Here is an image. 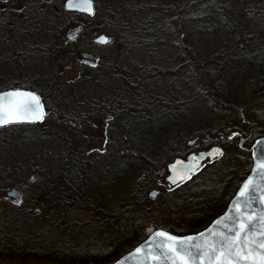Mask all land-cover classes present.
Here are the masks:
<instances>
[{"label": "bare ground", "instance_id": "obj_1", "mask_svg": "<svg viewBox=\"0 0 264 264\" xmlns=\"http://www.w3.org/2000/svg\"><path fill=\"white\" fill-rule=\"evenodd\" d=\"M96 3L101 10L102 6L106 7L107 0H97ZM105 7L103 10H105ZM165 8V12L160 13L156 12L152 7H148L145 15L138 18L139 22L137 25L135 24V28L131 25L126 30L124 26L120 25V29H113L119 32V34L118 32L116 33L118 34L117 37L123 36L122 33H125V31L136 32L137 45L152 47L151 51L155 52H151V55L155 59L158 54L164 57L165 60L169 59L168 52L170 50L167 49V44L173 45V50L183 49L189 52L190 46L184 41V36L186 33L198 32L200 28H206L209 33H214L215 31L216 33L220 31L227 32L229 35H233L232 39L234 42L223 45L226 40H218V44L223 46L220 49L218 48V52H214L209 57H200L195 50L188 55L182 52L181 60L176 62L177 66L173 68L160 69L159 66L147 61L141 65L130 62L123 64V66L133 65L134 72L108 68L107 71L111 72L114 77H120V83H125L134 90L135 107L138 111H142L141 113L137 111V115L134 117H126L124 113V109L130 100H125L124 95L121 93L110 94L114 89L110 91V89L106 88L108 86L105 87L106 89L99 90L96 89V86H90V83L84 86L79 84L80 87H83L77 88L75 82H61L65 73L59 70L57 72L53 68H56V64L52 53L56 48L55 43L51 39L42 38L36 40L43 48V55L38 58L32 59L34 57L33 50H28L29 63L22 83L25 84L26 89L29 91L34 93L42 92V97L46 104L55 105L59 102L57 104L59 106L55 105V107L59 109L60 113L47 117L48 122L57 128L56 134L47 132L40 134V144H43L45 149L57 150V145L63 143L66 136H72L70 131H77L79 127L83 126V121H78L86 112H84L82 107L75 108L76 103L115 108L118 121L112 125L109 152L107 150L99 153L93 152V156H80L77 159L64 161L65 163L61 162L60 170L65 179L64 185L62 182L55 185L60 194L64 186L72 196L71 201H74L76 206L82 207V210L94 207L93 204H99L98 206H103L100 209L101 213L94 210V215L90 216L87 214L83 218L80 214L82 210L74 213L66 209L67 201L62 198L59 201L62 210L56 212L63 215L65 221L58 222L51 229L46 224H42L44 223L42 220L36 219V221L27 222L20 220L16 215L14 216L18 220L13 216L4 217L0 220L1 255L5 253L8 256H13L15 253H20L17 255H28L31 251L36 250L41 254L43 249L49 250L61 247L63 241L77 242L80 240L82 242L90 234L78 226L77 223L79 225H84L85 222L94 224V228L97 227L98 229L96 233H101V237L96 239L98 241L102 239V235L106 234L107 231H109V234L112 231L116 234L124 219L134 220L136 214L147 219L151 217L150 221L157 219V216H155L157 213L152 212L145 215L143 212L144 207H141L138 201H144L145 197H149L150 191L159 190L157 187L159 183L154 181L159 171L157 168L159 166L158 162L164 156L172 155L176 152L175 146L172 145V139L168 137V133L174 129L172 124H175L173 125L175 127H180L184 121V125L191 122L197 123L200 108L196 105L194 109L192 106L189 108V105L185 104L186 102L189 104L188 101L176 99L178 94L181 93L179 88L175 98H171L169 88H167L169 98L163 92H152L149 94V87L145 88V83L141 85V81L145 77V82L155 83L160 73L168 72L165 76L172 77V81H170L172 84L175 81L173 74L177 73L181 67L182 69L185 67V74L188 73L190 76V79L187 78V84L189 81L191 84L197 76V78L199 77V86L201 88L203 85L205 87V82L216 80L218 75L220 76V78H217L220 81L217 80L218 89L213 86L212 88L215 92L209 95L204 90L199 91V97H197L204 102L207 97H210L209 112L216 116V123L219 120L222 122L223 118H229V111L231 110L235 112L236 116H243L240 109L244 110V112L249 110L251 116L248 117V120L263 119L264 45L257 43L261 39L264 41V0H170ZM127 11L138 14L134 8H128ZM158 17L160 18L159 20H157ZM150 18L152 21H148ZM239 41L244 42V47L239 45ZM129 44L131 45L130 42ZM213 47L216 49V43L213 44ZM202 54L200 53V55ZM252 62H257L258 65H254V67ZM49 67L52 68L50 69ZM2 73L4 76H14V69L9 66ZM124 80L132 84L130 85ZM170 83L167 82V85H171ZM70 87L77 88L73 95L74 98L77 96V99L68 103L66 98L72 93ZM231 90H234V92L227 97V92ZM207 91L209 92V89ZM248 101L250 102L246 104L247 106L241 105ZM185 110L188 112L187 114H185ZM255 123L261 125L256 121ZM33 127L37 131L43 130L36 125ZM126 129L129 131L127 134L125 133ZM238 129L241 134L235 132L228 139L233 140L240 137V140H244L246 144L252 138L251 134L253 133L247 127L242 129L238 127ZM0 131L7 132L5 130ZM203 133L204 131L200 132V134ZM194 140L195 138L190 139L186 144L190 146L194 143ZM189 146L185 147L187 151H189ZM247 148L245 146L244 149L239 150ZM28 153V148L2 151L1 155L9 158L8 163L0 162V172L13 170L12 172L15 173L24 171ZM50 155H52V158L55 157V159L61 157L60 152L56 154L50 153ZM146 159L150 160V172H148L149 176L144 177L140 166L145 163ZM172 159H168L165 166ZM138 160H141L142 164L136 167ZM141 181L149 183L139 184ZM134 183L135 185L132 187L131 184ZM136 183H138L137 186ZM126 187H129L130 192L136 199L134 203L136 214H125L124 208L121 207L119 202L105 209L104 205L106 206L111 199L115 198ZM75 197L77 198L73 200ZM71 217L72 219L70 220ZM36 218L40 217L37 216ZM83 219L84 221H82ZM71 226H75L73 231L70 229ZM76 230H78L77 233L75 232ZM57 234H64L65 236L60 237ZM28 235L29 237H27ZM52 236L54 237L50 241L49 239ZM24 250L25 253H22ZM2 258L8 257L5 255L0 257V264L4 263ZM15 259L26 258L19 256Z\"/></svg>", "mask_w": 264, "mask_h": 264}, {"label": "rangeland", "instance_id": "obj_2", "mask_svg": "<svg viewBox=\"0 0 264 264\" xmlns=\"http://www.w3.org/2000/svg\"><path fill=\"white\" fill-rule=\"evenodd\" d=\"M127 2L128 0H126V5L125 4L123 5L124 7L123 10H125L126 9L125 7L128 6ZM151 2L152 1L150 0H129V8H134L138 12V14H134L135 12L132 13L130 11L125 10V13L122 15L121 20L126 21L127 23H131V25L134 26L133 28H135V24L137 25V23L139 22L138 18L142 15H145V12L148 10V7L154 6L155 3L154 2L151 3ZM104 7L105 6H102L101 10H103ZM97 10H99V7ZM102 12L104 13L105 11ZM108 21H110V17L106 18L104 15L100 13L96 17L91 18L88 21L89 22L88 25L91 26L92 31H97L98 33L104 32L107 34V32H110V28H109L110 26L109 25L107 26ZM84 34L85 33L82 32L81 35H79V38L66 44V47L69 51V52L67 51L68 54L66 56L64 55V56L53 57L56 64V68L53 67L55 71L58 70L62 71L65 69L64 73H66V75L71 73L72 69L77 68L79 66L80 51H86L99 57L102 66L103 64L107 63L114 54L116 55L118 54L119 56H121V53L118 52L119 49L115 50L113 40L107 44H98L93 41V38L84 37ZM184 37H185L184 41L187 42L186 44H188V46H190L191 49L195 50L198 56L200 57L202 56L209 57L214 52H218V48L220 49L226 43L228 44L234 42V40L232 39L233 35H229L227 32L224 31H220L217 33L215 31L214 33H209V31L206 28H200V31L198 32H191L188 34L186 33ZM218 40L221 41L226 40V42L223 45L221 44L219 45ZM214 43H216V49L213 47ZM238 43L240 46L243 47L245 45L244 42L241 41H239ZM257 44L264 45V41H262L261 39V41ZM139 53L136 52L135 55L124 54L123 55L125 56L124 61H126V63L130 62L133 64L140 62L142 60V56H140ZM200 53L203 54L200 55ZM141 54L143 55V53ZM179 54H181V52ZM176 55H177V51H172V53H170L169 55L170 58H173L174 56L175 57L172 60L169 58L168 61H170V63L169 62L166 63L164 65V68H168V67L173 68L177 66L176 62L181 60V57ZM49 68L51 69L52 67ZM184 69L185 67H183V69L181 67V69L177 73L173 74L175 81L172 84L170 83V81H172V77L166 79V81L171 84V85H167L166 82V88H169L170 95L172 96L171 98H175V94L179 88L181 93L178 92L179 93L178 98L176 99L182 101H188L189 104H187V102L185 104L189 105V108L190 106H192V108L194 109V106L196 105L197 107L200 108L199 109L200 114L197 118L198 121L195 124L191 122L190 124L184 125L185 121L182 123V126L180 127H175L173 126L175 124H172V128L174 129H172L170 133H168V137L174 140V144H175L174 148H176V151L180 150L182 152H185L186 154L191 150L203 149L204 147L208 146L207 142L211 139L210 136L207 134L212 133V131H214V128L216 126V128L217 127L218 128L215 131V135L213 137V140H211V143L212 142L220 143L224 147V154L223 156L216 159V161L212 163L205 162L204 163L205 165H203V167L198 171L197 174L192 176L186 183L171 189L169 191V194L159 193L154 199H151L150 197L147 196L150 199L149 201H153V203L147 201L148 203L146 204L149 207H146V209L151 208L153 206L159 207L167 203V205L164 207L165 211L163 210V207H161L157 214L160 218L162 217L160 221L157 220L160 226H166L169 223V221L171 220V214L180 213V212H174L172 210V205L176 198H184L186 196L183 205L185 206V209H190L191 207H196L202 201L201 196H204L206 191H208L209 189H213L217 186H218L217 189L218 188L221 189L220 200L222 202L221 204L216 205L217 208L216 215H218L219 212L223 211L227 201L230 199L231 195H233L239 181L246 175L251 165L249 150L247 151L246 149L245 150L238 149L237 147L238 138L233 140L228 139L229 135L231 136L235 132L233 131L230 132V130H228L226 131V133L223 132L221 133L219 131L221 124L227 123L229 120H231V118H223L222 122H220L219 120V122L216 123V116L213 115L212 113L210 114L209 112L210 97H207V100H205V102L202 101L200 98H197L199 97V91H200L198 89L199 77L197 78L196 76V79H194V81L191 84L190 81L187 84V78L190 79V76L188 75V73L185 74L186 70L184 72ZM79 76H81L79 80L75 81V83L77 84L76 86L77 88H80L79 84L82 83L81 82L82 80L83 81L85 80V76H86L85 70L82 71ZM217 78H220V76L217 75L216 80L205 82L204 84L206 88H208L209 86L210 87L214 86L216 89H218L217 80L219 81V79ZM207 90L208 89L204 91L207 92L206 93L207 95H209L210 92H208ZM212 91L215 92L213 88ZM233 92L234 90L228 91L227 97H229V95L231 96ZM249 102L250 101L244 102L241 105L247 106L246 104ZM187 113L188 112L185 110V114ZM26 131H29V129H27ZM96 131L97 133L99 132V130H95V129L93 130V132ZM201 131H204L202 135L200 134L196 135V133H200ZM219 135H223V136H219ZM257 136L260 137L261 135L256 134L254 138ZM193 138H195L196 141L190 146L187 145L186 142ZM21 144L22 143L20 142L19 135H13V137L10 138V136L7 135V132L0 131V162L8 163V158H9L6 157L5 155L2 156L1 155L2 151L4 150L13 151L19 148L21 149L28 147L26 141L25 143L23 142L24 145ZM249 145L250 144L247 143L245 144V146H247L248 149L250 147ZM187 146H189L188 147L189 151H187V148H185ZM58 151H59L58 148L57 150L54 151H52L51 149H46V151L43 152V154L40 152L41 154L38 155V157H36L35 154L32 153V155L27 159V162L28 160H30L31 164H29V169L27 170L26 175L24 177L17 178L16 175L12 176L11 174L13 173L12 172L13 170L7 172L4 171L0 172V187L10 188L11 186H14L18 190L20 195V201L18 203H14L12 202V200L5 202L6 194L4 192H0V220H2V218L4 217L9 218L10 216L15 217L14 215H16L22 221L31 222V221H36L37 219V220H42L43 222H49L50 218L56 215V211L62 210L61 204L58 203L60 192L55 186L58 183L57 177L59 175V165L57 159H55V157L52 158V155H50V153L56 154L58 153ZM169 159H172V157H170ZM27 162H26V167L28 166ZM141 164L142 161L138 160L136 162V167L140 166ZM142 165L140 166V169ZM164 174H165V169L163 167L161 172L157 175V177L154 180L155 182L159 183V186H157L158 189L164 187V181H163ZM31 177L33 178L31 179ZM19 183H21L23 186L20 187ZM129 195L131 196L129 197ZM133 196L134 195L130 192L129 187H126L123 191L119 192L115 198L111 199V201L108 202L106 206L104 205V208L105 209L109 208L110 206H113L117 202L121 203V207L123 208L125 207V205H128L129 209L133 208V205H131L130 203L131 201H134L135 203L136 199ZM98 205L95 206L96 210H100L101 208H103V206L98 207ZM66 207L74 208L76 207V205L71 202ZM209 208L212 209L213 207L209 206ZM209 208L208 210H211ZM154 211L155 210H153L152 212ZM72 212L77 213L79 211L74 209L72 210ZM80 214L83 216V218H85L84 217L85 213H80ZM134 214L136 213L134 212ZM164 215H166L167 217L163 218ZM37 216L40 218H36ZM17 217L15 218L17 219ZM134 218H135L134 221H137V223L139 224L138 234H136V237L139 236V234L142 235L141 238L145 237L147 233H149L152 230V227L149 226L151 217L150 219H147L143 216H139L136 214ZM71 219L72 217L70 218V220ZM82 221H84V219ZM77 225L79 226L78 223ZM74 228L75 226H73V229ZM73 229L71 230L73 231ZM75 232L77 233L78 230H76ZM107 234L112 236L114 234V231H112L111 234H109V231H107L105 235ZM98 235L100 236L101 233ZM54 236H52L49 240L52 241ZM57 236L64 237L65 235L57 234ZM27 237H29V235ZM132 240H134V238L129 239L128 242H131ZM139 241L140 239L137 240L136 243H138ZM125 244L126 242L124 243V240H122L119 249L122 250ZM2 259L4 260L3 264H39L38 262L32 259H18V260H16L15 258H2ZM42 262L45 261L42 260Z\"/></svg>", "mask_w": 264, "mask_h": 264}, {"label": "trees", "instance_id": "obj_3", "mask_svg": "<svg viewBox=\"0 0 264 264\" xmlns=\"http://www.w3.org/2000/svg\"><path fill=\"white\" fill-rule=\"evenodd\" d=\"M95 3L97 2V0H94ZM152 2H154V6H152V8L156 11V12H160V13H164L165 12V6L169 3L170 0H150ZM151 2V3H152ZM128 6L125 7L127 10L129 8V0H128ZM97 4V3H96ZM123 7V5H126V0H107V4L105 7V10H95L94 15L91 17H96L98 14H102L104 15L106 18L110 17V21H108L107 26L109 25L110 29H112L110 32H107V35H109L111 37V39L113 40L114 43V48L119 49L118 52L121 53V56H119L118 54H114L112 56V58L105 64H103L100 62H98V68H103L100 73L95 77L94 81L92 83H90V86H96V89L99 90H103V89H110V91L112 89L113 92L110 94H114V93H121L122 95H124L125 100H130L129 104L125 107L124 109V113L126 115V117H134L137 115V111L138 109H136L135 107V100H134V90H132L131 88H129L125 83H120V77L118 76H113L111 74V72L109 73V71H107L108 68H112L113 70L115 69H123L125 71H130V72H134V67L133 65L131 66H123L124 63H126V61H124L125 56H123L124 54H133L135 55V53H143V55L141 53L140 56H142V60L140 62L135 63L136 65H141L143 62H150L153 63L156 66H159L160 69H164V65L166 63H170V61L165 60L164 57L160 56L159 54L156 55V59L152 58L151 52H155V51H151L150 46H139L137 45V41L135 39V35L136 32H131V31H125V33H122L123 36L121 37H117V35L119 34V32L116 30H114L113 28L116 29H120V25L124 26L126 28V30H128L131 27V23H127L126 21L121 20L122 19V15L125 13V10H123L124 8H121L120 6ZM121 8V9H120ZM107 9V10H106ZM102 11H105L104 13ZM109 16V17H108ZM160 18L158 17L157 20H159ZM89 20V18L87 19L86 16L81 15L78 13L77 15V23H79L80 21L82 22H87ZM148 21H152L151 18ZM156 21V20H155ZM121 23V24H119ZM111 24V25H110ZM156 24V23H155ZM118 32V34H116ZM127 42V44H125ZM129 42L131 43V45L129 44ZM116 46V47H115ZM167 49H169L170 51L168 52L170 55V52L172 51H177V55L181 57L182 56V52L185 54H189V53H193V49L190 48L189 52L184 51L183 49H174V46L171 44H167ZM134 49V50H132ZM157 52V51H156ZM181 52V54H179ZM158 53V52H157ZM175 57V56H174ZM170 58V56L168 58H170L171 60L174 59ZM252 65L257 66L258 63L257 62H252ZM254 66V67H255ZM198 68V67H197ZM200 70V69H199ZM168 73V72H167ZM165 72L164 73H160L159 77L155 80V83L153 82H148V81H144L146 79V77L141 81V85L145 83V88L149 87V94L152 92H163V94L165 96H167L169 98V94L167 92V88H166V79L169 77L165 76ZM201 75V74H200ZM63 77V76H62ZM126 81V80H124ZM61 82H64L63 78L61 79ZM89 83V82H88ZM126 83L128 84H132L129 81H126ZM87 84V81L84 80L82 81L81 85H85ZM82 86V87H83ZM108 86V87H106ZM80 87V88H82ZM106 87V88H105ZM71 88V87H70ZM72 89V93L68 95V97L66 98V102L70 103L73 102L77 99L73 97L74 92L77 88H71ZM198 89L200 91L202 90H206L209 89L210 94H213L214 91H212V87H208L206 88V86L204 87V85L200 88V86L198 85ZM109 91V92H110ZM108 94V95H110ZM148 95V94H147ZM59 102H57L58 104ZM55 104V105H57ZM45 106V108L47 109V111L49 112V116L50 115H56L59 114V109L57 107H55V105H48L44 102L43 104ZM59 106V105H57ZM76 107H82L84 112H86V114H84L82 116V118L78 121H83V126L79 127L77 131H70V133H72V136H66L65 140L63 141V143H61L58 146V153H61V157L59 159H57L58 165H59V175L57 177L58 179V183L62 182V184L64 185V176L63 173L60 170V163H65L64 161H70L72 159H77L80 156H93L92 154H94L93 152H102L104 150H107L109 152L110 150V141L112 138V133H111V129H112V125L118 121V118L116 116V112L117 110L115 108L112 107H107V106H95V105H91L88 103H76L75 108ZM74 108V109H75ZM73 109V110H74ZM264 109V107L262 108ZM243 116H236L235 112L233 110L229 111V118H231L232 120L227 123L221 124V127L219 129V131L222 133H226V131L230 130V132H238L240 133L238 127L242 128H248V130L253 133L251 134L252 138L247 142V144L252 143V141L256 138H254V136L257 135H263L264 134V116L263 119H259V118H255L254 120L258 123H260L261 125H257L255 123L254 120H248V117L251 116L248 112H244V110H241ZM138 112H142V111H138ZM109 114L110 117L112 118V123L110 124V126L107 128V133H108V140L106 143H104L102 146H98L97 148L93 147L90 148V146L87 143V135L86 132L90 129L87 126V123L89 122L88 117L90 115L93 114ZM249 113V115H248ZM236 126V127H235ZM218 128V127H217ZM214 129V131H212V133L207 134L210 136V139L213 140V137L215 135V131L216 129ZM43 130H35L34 128H31L28 132V136L26 138V142L28 144V157H30L32 155V153L35 154L36 157H38V155H40L41 153L45 152L46 149L45 147H43V144H40L41 141V136L40 134L42 133H53L56 134L57 128L54 127L53 125H50V127L48 128H41ZM46 129V130H45ZM45 130V131H44ZM209 132V131H207ZM125 133H129V131L126 129ZM61 134V133H59ZM58 134V135H59ZM200 133H196V135H199ZM241 134V133H240ZM202 135V134H200ZM61 136V135H60ZM223 136V135H220ZM258 137V136H257ZM218 139V138H217ZM211 140H209L207 142L208 146L211 144H214L215 142L211 143ZM25 143V141H24ZM23 144V143H22ZM21 144V145H22ZM24 145V144H23ZM172 145L175 146L174 144V140L172 139ZM249 145V146H250ZM207 147V146H206ZM41 152V153H40ZM39 153V154H38ZM185 152L182 151H176L175 154H170V155H166L164 156L159 162V166L158 168V173L157 175L161 172L162 168L164 167V165L166 164V161L174 156H184ZM145 163L142 165L141 167V172L142 175L145 176H149L148 172H150L149 170V162L150 160L146 159L144 161ZM28 166L25 169H29V164H31V161L28 160L27 162ZM156 177V176H155ZM147 178V177H146ZM155 180V178H154ZM144 181V180H143ZM139 182V184H146L149 182ZM138 183H136L137 186ZM135 185L132 184V187ZM218 187V186H217ZM217 187L213 188V189H209L208 191H206V193L204 194V196H201V205L200 203L196 206V207H191L190 209H185V206L183 205L184 200L186 199V196L184 198H176L173 205H172V210L174 212H180L178 214L174 213L171 214V220L169 221V223L166 226H160L158 224V221H160V218L157 214L159 212V209L161 207H164L167 205V203L163 204L162 206L159 207H151V208H147L149 207L146 203H148L147 201H149L150 199L148 197H145L144 201H138L139 204L141 205V207L143 206V212L146 214H151L153 210L154 213H157V219L156 220H151L149 222V226L153 228H163L166 229L174 234H178V235H184V234H189V233H195L199 230H201L202 228H204L207 223L213 219L216 216V205L221 204V194H220V188L217 189ZM170 190L165 189L164 187L160 188V193L162 194H169ZM78 196V195H77ZM131 195H129L130 197ZM71 194L64 188L63 186V190L60 194L59 197V201L60 199L64 198L67 201V205L72 203H75L74 201H70L71 200ZM77 197L73 198V200H75ZM55 200V199H54ZM56 201V200H55ZM136 201V200H135ZM57 202V201H56ZM152 202L153 201H149ZM199 202V201H198ZM59 203V202H58ZM131 205H133V208L129 209L128 205H125L124 207V213L125 214H130V213H134L135 210V206H134V202L131 201L130 202ZM93 204V203H92ZM94 207H91L89 209L86 210H82V207L76 206L74 208H67L70 211L76 209L78 211H81V213H85V215H94V210H96V205L93 204ZM205 205V206H203ZM207 205V206H206ZM209 206H212L213 208H209ZM100 207V206H98ZM201 207V209H200ZM211 209V210H208ZM99 213H101L100 210H97ZM165 211V210H164ZM169 211V210H166ZM208 211V212H207ZM220 213V212H219ZM218 213V214H219ZM167 216L164 215L163 218H166ZM63 218H65L63 215H60L56 212V215L50 219L49 222H44L42 224H46L47 227H50L49 229H51L53 227V225L57 224L58 222H62L65 221ZM208 218V220H207ZM210 218V219H209ZM158 220V221H157ZM99 221V220H96ZM93 223V222H92ZM79 224V223H78ZM82 227V229H84L85 231H87L90 235L87 236V238H85L86 240L80 242H68V241H63V244L61 247L59 248H55V249H49V250H45L43 249V253H38L37 250L36 251H31L30 253H28V255H17L20 253H15V255L13 256H8L6 253L4 254L5 256H7L8 258H18L19 256H23L26 259H32L36 262H38L39 264H109L111 263L113 260H115L119 255H121L122 253L126 252L127 250H129L130 248H132L134 246V244L136 243L137 240L140 239L143 240L145 237H142V235L139 234V236L136 237V234H138V226L136 221L131 220V219H124V221L120 224L119 229L117 231V233L110 236V235H102V239L101 240H96L97 237H100L97 233L96 230L97 227L94 228V224H89L87 222L84 223V225H79ZM70 229H73V226H71ZM116 231V230H115ZM53 233V232H52ZM148 234V233H147ZM134 238V240H132L131 242H128L129 239ZM96 240V241H95ZM122 240H124V243L126 242L125 246L123 247L122 250L119 249V246L121 245ZM7 248V247H4ZM9 250V249H8ZM120 250V251H119ZM25 253V250L22 252ZM4 255H1V250H0V257H4ZM42 260H44L45 262H42Z\"/></svg>", "mask_w": 264, "mask_h": 264}, {"label": "snow or ice", "instance_id": "obj_4", "mask_svg": "<svg viewBox=\"0 0 264 264\" xmlns=\"http://www.w3.org/2000/svg\"><path fill=\"white\" fill-rule=\"evenodd\" d=\"M68 7L92 13L91 0H76L75 3L69 0ZM96 42L107 44L110 41L101 36ZM43 116L40 100L32 93L13 91L0 95V126L34 122ZM208 155L222 153L217 149ZM255 161L252 175L243 182L229 213L218 219L207 233L178 239L164 231H156L150 241L152 249L146 252L142 245L135 249L133 256H150L156 264H264V207L259 210L253 207L258 189L259 202L264 204V148L258 149ZM197 166L193 164L188 170L194 172ZM187 178L190 176H177L172 182Z\"/></svg>", "mask_w": 264, "mask_h": 264}, {"label": "flooded vegetation", "instance_id": "obj_5", "mask_svg": "<svg viewBox=\"0 0 264 264\" xmlns=\"http://www.w3.org/2000/svg\"><path fill=\"white\" fill-rule=\"evenodd\" d=\"M66 0H0V93L12 90H27L23 79L26 75V67L29 63V51L33 50L32 59L43 55V48L38 43L37 39L49 38L55 43L56 50L52 53L53 57L66 56L68 49L66 44L79 38L82 32L84 37L92 38L97 31H92L87 22L80 21L77 23L76 11H69L64 8ZM95 2V1H94ZM95 9H98L95 3ZM82 15V14H81ZM80 25L79 31L69 37L70 30ZM61 49V50H60ZM66 51V52H65ZM69 52V51H68ZM79 58V66L72 69L71 73L63 75V80L66 83H73L81 76L80 73L85 70V80L87 83H92L95 77L102 70L98 68V64L89 65L81 61V53ZM37 55V56H35ZM9 66L14 69V76L6 75L4 72ZM68 66V64H67ZM62 70V72H64ZM58 72V71H57ZM4 76V77H3ZM77 77V78H76ZM39 96L41 104H44L43 93L36 92ZM44 107V120L41 123L19 122L0 126V130L7 131L10 138L13 135H19L20 142L26 141L29 128H34L36 125L39 128H48L50 124L47 117L49 112ZM87 123V143L90 148L102 146L108 140L107 128L112 123V118L109 114H93L88 117ZM52 125V124H51ZM99 132H93V130ZM95 138V139H94ZM238 149L245 148V142H240V137L237 144ZM248 151V148L246 149ZM27 168V167H26ZM27 169L21 172H13L12 176L24 177ZM20 187L23 186L19 183ZM14 187V186H11ZM10 187V188H11ZM0 192L6 194L5 202L11 201L7 195V187H0ZM20 201V200H19ZM13 202V201H12Z\"/></svg>", "mask_w": 264, "mask_h": 264}, {"label": "water", "instance_id": "obj_6", "mask_svg": "<svg viewBox=\"0 0 264 264\" xmlns=\"http://www.w3.org/2000/svg\"><path fill=\"white\" fill-rule=\"evenodd\" d=\"M73 2L75 3L76 0H73ZM68 3H69V0H66L65 2V8L68 9V10H75V11H78V12H82V13H85L87 15H91L93 12H94V6H93V1L91 0V4H92V13L89 14L88 12L86 11H81L79 10L78 8H75V7H68ZM79 29V26L74 28L70 34L68 35L69 37H73L75 34H76V31ZM105 37L107 39L108 36L101 33V34H98L94 40L97 41V39L99 37ZM82 56H83V60L84 61H87L88 63L90 64H93L95 63L96 61V56L90 54V53H87V52H83L82 53ZM13 91H20V92H28V93H32L34 95H36L34 92H31V91H24V90H12V91H6V92H1L0 95L4 94V93H7V92H13ZM37 96V95H36ZM38 97V96H37ZM38 121V120H36ZM193 142V141H191ZM261 148H264V135L263 136H260L258 137L257 139H255V141L253 142L252 146H251V157H252V165H251V168H250V171L249 173L247 174V176L241 181L238 189L236 190L235 194L233 195V197L230 199L226 209L224 210V212L222 214H220L219 216H217L215 219H213L206 228H204L203 230L197 232V233H194V234H186V235H176V234H173V233H170L169 231H166L164 229H155L153 230L148 236L147 238H145L142 242H140L139 244H137L134 248H132L131 250H129L128 252H126L125 254L121 255L119 258H117L114 262H112L111 264H140V262H143V264H156L155 261H153L151 259L150 256H148L147 258H145V255H139V256H133V253L135 252V249L137 247H140V246H145V249H146V252L151 250L152 249V244L150 243V241H152L154 239V233L156 231H164L166 233H168L169 235H172L178 239H184V238H187V237H199V234L200 233H207V230L211 227H213L215 225V222L224 217L226 214L229 213V209L232 208V202L233 200L236 199L238 193H239V190L240 188L242 187V184L243 182H245L247 180V178L252 175V172H251V169L254 168L255 166V154L257 153L258 149H261ZM219 150L221 153H223V150H222V147L219 146V145H214L206 150H199V151H196V152H191L189 153L188 155H186L185 157H175L173 158L167 165H166V173L164 175V181H165V185L167 188H171L183 181H185L186 179H183V180H177L176 183H173V179H175L177 176H190L191 174L195 173L196 170L201 166V164L206 160V159H209V160H212L214 159L215 157H218V156H209L208 154L209 153H212L214 150ZM193 157H196L197 160H193ZM200 157H203L202 159H200ZM193 164H197L198 166L195 168V171H189L188 169L193 165ZM187 166V167H185ZM188 179V178H187ZM13 193L15 195H13ZM158 193V190H152L150 191L149 195L151 197H155ZM9 196H12L14 198V200H18V191L16 189H11L8 191L7 193ZM259 195H260V192H259V189L257 190V202L253 204V207L257 210H259L261 207H264V204H261L259 202Z\"/></svg>", "mask_w": 264, "mask_h": 264}]
</instances>
